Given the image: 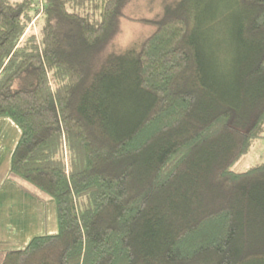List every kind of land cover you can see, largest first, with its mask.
Listing matches in <instances>:
<instances>
[{"label":"trees","instance_id":"1","mask_svg":"<svg viewBox=\"0 0 264 264\" xmlns=\"http://www.w3.org/2000/svg\"><path fill=\"white\" fill-rule=\"evenodd\" d=\"M129 0H0L10 172L58 230L0 264H264V0H162L110 47Z\"/></svg>","mask_w":264,"mask_h":264},{"label":"crops","instance_id":"2","mask_svg":"<svg viewBox=\"0 0 264 264\" xmlns=\"http://www.w3.org/2000/svg\"><path fill=\"white\" fill-rule=\"evenodd\" d=\"M21 135L9 117H0V262L11 249L25 246L35 235L58 230L53 199H43L10 172V160Z\"/></svg>","mask_w":264,"mask_h":264},{"label":"rangeland","instance_id":"3","mask_svg":"<svg viewBox=\"0 0 264 264\" xmlns=\"http://www.w3.org/2000/svg\"><path fill=\"white\" fill-rule=\"evenodd\" d=\"M161 1L129 0L124 8L125 15L119 22L118 32L110 47L126 48L137 44L150 34L154 26L147 22V20L157 17L162 12ZM258 163H264V135L254 139L249 151L234 164L233 168L242 171ZM29 187L37 193L38 190L35 187L31 185ZM40 197L45 199L43 195Z\"/></svg>","mask_w":264,"mask_h":264}]
</instances>
